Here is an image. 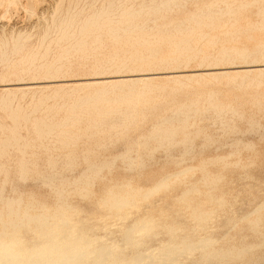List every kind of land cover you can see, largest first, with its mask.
I'll return each mask as SVG.
<instances>
[{"label": "bare ground", "instance_id": "6f19581e", "mask_svg": "<svg viewBox=\"0 0 264 264\" xmlns=\"http://www.w3.org/2000/svg\"><path fill=\"white\" fill-rule=\"evenodd\" d=\"M42 1L44 2V0ZM54 2L52 19L42 33L38 49L27 48L30 35L26 33H19L17 36L12 35L11 38L3 34L4 36L0 38V65L8 64L7 66L10 67V72L6 74L8 78L10 76L20 78V82L17 81L16 83L9 79L7 81H11L9 84L3 85V88L0 87L2 89L0 108L12 120L11 125L0 122V175L4 174L5 176L2 182L6 184L9 181L10 172L6 159L15 151L21 156L17 171L19 179L27 180L32 173H36L44 181V185L47 184L48 187L53 189L52 195L55 193L56 200L54 199V201L57 202V205L50 206L48 203L43 202L47 198L42 197L44 198L42 201L36 199L38 195L36 198L31 195L32 197L28 199H25V195L18 196L19 194L17 197L15 195L13 198H5L3 196L4 185L1 184L0 264H180L178 259L182 256L185 259L187 254H191L192 258L197 250L207 252L221 239L203 237L195 240V235L202 232L208 226V223L213 221L219 214V211H223L227 200L225 195L215 194L213 189L203 190L206 195L200 200L193 197L194 194H203L202 188L200 189L196 184L184 191L182 190L180 197L176 198V201L181 205L176 209L177 216H171L164 209L150 211L146 214L141 212L143 215L133 218L132 222L125 224L123 228L121 227V239L119 237H117L119 239L108 238L103 231L114 225H121L143 199L148 200L151 196H155V193L159 194L158 192L170 188L172 184L185 182L189 176H194L198 169L202 171L199 179L201 184L208 187L217 186L228 171L221 176L214 171V173H211L207 169V165L210 162L223 163V167L224 165L225 167L232 165L227 161L226 156L231 155L229 157H232L234 151L229 155H224V157L213 155V157H210L213 159L209 158L210 160H203L204 157L203 159L200 157V160H202L198 164L188 165L187 163L188 166L186 167L175 168V172H165L166 174L160 177L157 182L155 181V184L153 182L152 187L147 189L142 188V184L139 187H134L130 181L132 175L129 181L115 183L114 185L112 183L110 187L105 185L108 181L104 182L108 190L105 188L106 191H102V193L105 192L102 198L100 196L97 201L95 198L90 197L95 190L91 187H93V184L96 186L97 182L95 180L98 181V178L103 177L102 173L106 172V168L110 171L118 158L126 161L128 170L129 168L133 170L132 168L141 169L144 167L145 157L155 155V151L161 147L169 151L173 146L183 145L185 154H188L192 149L194 136L197 138V135L202 133V130H190L189 118L191 115L201 114L206 109H212L216 112L233 111L235 114H239V109L233 106L224 109L219 100L220 98H217V92L209 93L207 103L203 106L198 98L177 102L174 97L175 91L188 86L190 88L193 81L195 86L197 83L202 84V81L206 78L219 81V79L226 77L230 83L243 87L252 73L258 75L257 78L252 80V83L255 81L258 84L262 83L261 77L264 76V64L200 68L196 70H185L183 68L188 67L190 62L194 60L202 65L210 59L218 65L221 62H230L235 57L247 59L251 55L252 51L246 47L228 44H222L216 55L209 54L208 50L219 44L221 33L240 38L242 32H247V37L254 40V46L264 49V0H54ZM39 3L40 0H0V10L2 9L5 12L23 4L36 13V10L39 11L40 9ZM191 4L194 5V8L188 9L187 6ZM16 8L18 9V7ZM254 8L258 18L256 21L251 20V16L248 17L247 14ZM174 12H178L179 15L172 17ZM5 13L7 14L8 11ZM204 27L208 29L204 30ZM150 29H156V31L150 32ZM10 45H12V48H9ZM204 45L210 48H205ZM53 47H56V50L54 56L50 58ZM42 48H44V51L41 50ZM14 56L19 57L15 58ZM74 56L80 60L79 63L76 64L71 61ZM158 67H165L170 71L167 73H165L166 71L162 73L151 72L154 68L158 69ZM74 70H86L92 75L87 78H74L76 80L71 78L72 81L70 79H54L65 74L69 75ZM123 71L139 73L131 74L133 78L130 75V77L127 76V74L117 75V73ZM108 73L116 75H104ZM162 75L166 77L164 78ZM24 76H37L39 79L42 77L46 78L47 81H43V79L42 81L25 82V79L23 80ZM161 78L167 79L168 82L175 85L169 95H156L162 89V86L157 84V81ZM195 80L197 81L196 84ZM67 86L71 87V89L69 87L70 92L62 94V90ZM41 87L53 88L52 94L41 93L42 95L37 97L34 104L29 108L21 107L22 105L19 106V104H17V108L13 106L14 100L20 92L25 95L29 91L33 92L32 90ZM59 96H62V98L67 96V99L60 104L57 103L51 106L48 104L45 107L48 99ZM169 97L174 98L172 99L174 101L173 105L170 103L172 101H165ZM254 101L260 102L256 98ZM168 104L172 105L169 108L171 114H168V107H164ZM41 110H44V115L37 114ZM158 110H161V112L157 115ZM151 117H155L156 122L150 132L144 134L140 141L134 143L128 141L126 151L117 156L115 155L116 157L113 159L97 160V162L89 154L93 151V147H89L83 157L88 166L80 176L69 179L63 175L62 171H58L60 163L63 164L65 169L70 170L74 167L78 157L75 154L76 151L70 148L75 147L84 135L98 136L99 147H104L107 145L106 135H109L108 140L110 141L119 139L126 136L129 130L139 128L142 123L147 122ZM174 121H177V124H174ZM221 124L231 131L237 128L236 125L223 119ZM254 126L252 124L253 128ZM26 128L36 133L34 141L23 135L22 130ZM210 140L212 139L210 138ZM236 143L238 142L236 141ZM246 144L250 148L251 144L250 146H248V143ZM244 145L241 146L246 147ZM38 146H42L50 152L48 164L51 171L49 172H42L29 166L34 156V152L30 153V149ZM256 147H254L255 152ZM234 148L233 150H235ZM56 149L67 151L63 161L54 156L53 151ZM132 152H135L136 155L133 156ZM243 152L242 150L241 154ZM234 154L236 153L234 152ZM255 155L257 156L256 153ZM181 156H184V154ZM247 159L249 160V158ZM230 160L233 159L230 158ZM255 160L254 162H256ZM258 161L264 162L261 159ZM187 162L191 163L192 161ZM254 162L252 165H254ZM238 163L235 162V164ZM174 165L173 167H175ZM235 170L237 171V169ZM162 172L160 169V173ZM231 172L234 171L231 170ZM147 173L144 175L147 176ZM151 173L154 174L153 170ZM151 173L149 176L152 175ZM238 173L240 175V172ZM155 174H157V171ZM139 175L141 177V174ZM114 178H111V180L114 181ZM103 186L102 189L105 187ZM18 192L20 193V190ZM73 192H78L81 195L77 196H81V198L84 196L86 200H88L87 197L96 200L99 209L105 210V213L91 218L90 216L87 217L89 212L87 211L84 212L86 218L84 216L80 218L79 212L81 211L78 207H75L77 205L75 204L76 201L75 206L69 202L71 201L69 200L70 193ZM93 194H95V191ZM28 195L30 196V194ZM71 196L73 195L71 194ZM95 197L98 196L95 195ZM162 201L160 204L163 203ZM96 202L94 203L96 204ZM172 203L175 204L173 200ZM261 203L259 206L257 203L258 207H255L253 211L249 210L250 213H246L242 217V220L248 221L251 228H253V232L261 231L263 219L261 213L264 211V203ZM95 204L93 207L94 210H97ZM153 207L152 209H154ZM150 208L148 207V209ZM226 212L223 214L225 215ZM95 214L94 212V216ZM254 214H257V216L253 217ZM183 215H186L188 223L186 220H180L176 224L170 220L184 218ZM234 226L228 228L232 229ZM160 232H166L169 238L161 242L162 238L158 236L161 238L159 241L161 243L158 242L159 245L155 244L154 247L150 245V248H154V250H150L151 252L146 251L149 248L147 247L148 242H150L148 240ZM183 232L189 233L181 235ZM226 232L228 233L227 230ZM259 236L263 235L260 234ZM158 237L157 239H159ZM259 239L262 242L259 241L257 245L260 246L261 243L262 246L264 239ZM249 245L239 247L236 253L234 252L236 249L221 252L220 250L223 251L222 247L220 250L212 248L207 254L204 252L202 254L199 252V254L202 256L205 254L204 260L208 264H213L215 261L226 260L231 257H237L238 259V257L251 251L253 246Z\"/></svg>", "mask_w": 264, "mask_h": 264}, {"label": "rangeland", "instance_id": "374dc122", "mask_svg": "<svg viewBox=\"0 0 264 264\" xmlns=\"http://www.w3.org/2000/svg\"><path fill=\"white\" fill-rule=\"evenodd\" d=\"M42 2L40 0V3H39L40 9H39V11L36 10V13H34L35 11L32 12V10H30L28 6H25L23 4H20V7L16 6V7H18V9L15 7V8H11V10L10 9L6 10V11H8L7 14L5 13L6 11L4 12L1 9L0 10L1 11L0 12V38L4 36L3 34H5L6 37L11 38L12 35L17 36L19 33H26V34L30 35V39L28 41L27 48L28 49H38L40 47V39H41L42 33L44 32V29L47 26V24L52 19L51 15L54 11V5H55L54 0H44V2L43 3ZM25 7H28V8H25ZM187 7H188V9H190V8L193 9L194 5L191 4ZM255 11H256V9L254 8V9H251L247 13L248 17L251 16L250 18H251V20L253 19V21L254 20L256 21L258 19L256 14H255ZM2 12H4L5 14ZM178 15H179L178 12H174V14H172V17H176ZM207 29H208L207 27H204V30H207ZM149 31L155 32L156 29H150ZM240 36H241L240 38H236V37H234V35H226L224 33H221L220 34L221 38L219 40V44L216 47L210 48L207 45H204V47L210 48L211 50L209 49L208 52H210L209 54H213V55H216L219 47L222 44L236 45L239 47H246L250 51H252L251 55H249V57L247 59L235 57L230 62H221L218 65H216L215 61H212L210 59L207 60L202 65L197 60H194V61L190 62L188 67L183 68V69H185V70H196V69H200V68H217V67L219 68V67H229V66L241 67V66H246V65H262V64H264V49L261 47H259V48L255 47L254 46V40L249 39L247 37V32H242ZM9 48H12V45H10ZM41 50L44 51V48H42ZM55 50H56V47H53V51L51 52L50 58L54 56ZM14 57L18 58L19 56H14ZM71 61L76 63V64L80 62V60L76 56H74V58L72 57ZM7 65L8 64H1L0 65V84H1L0 87L1 88H3L2 87L3 85L9 84L11 81H14L16 83H17V81L20 82V80H19L20 78L17 76H10L9 78H8V76H6V74L9 73L11 70L10 67ZM7 68H9V69H7ZM168 71H170V70L166 69L165 67H163V68L158 67V69L154 68L151 72H158V73L165 72V73H167ZM73 72L69 73V75L65 74V75H62V76L54 78V79L55 80H57V79L58 80L59 79L69 80L70 79V81H72L71 78L72 79L77 78V77L87 78L90 75V72H88L86 70H74ZM135 73H139V72L133 73L132 71H123L121 73H117V75H119V74L120 75H126L127 74V76H129V75L131 76V74L133 75ZM104 75L114 76L116 74L108 73V74H104ZM63 76H65V77H63ZM162 76H164V78L166 77L165 75H162ZM35 77H37V76H35ZM35 77L34 76H26L25 77L24 76L23 80L25 79V82H29V81L36 82V81H42L44 79L42 77L40 79H39V77H37L38 79ZM257 77H258V75L256 73H252L248 77V79L246 80V85L243 87H238L236 84L230 83V81L226 77L224 79L222 78L221 80L219 79V81L212 79V78L211 79L206 78L205 80L202 81L203 82L202 84L197 83V85L195 86L193 84L194 83V81H193L192 86H190V88L188 86V87H184L183 89H179V90L175 91L174 97H175L177 102H184V101H189L192 98H194V99L198 98L200 101V104H202L203 106L207 103L208 94L211 92H217V98L218 99L220 98L219 100L222 103V107L224 109L228 108L229 106H233L235 108H238L239 114H235L233 111H227V112H225V111L219 112L218 111V112H216L212 109H206L201 114L191 115V117L189 118V121L191 124L190 130L191 131L202 130V133L200 135H197V138H196V136H194L193 143H192L193 144L192 149L190 150V152L188 154H185V151H184L185 149L183 150L184 147H182L183 145H180V146L176 145L177 147L173 146L174 148L171 147L172 149L170 148L169 151H166V148L161 147L155 151V153H154L155 155L145 157V166L144 167H142L141 169L132 168L133 170H131V168H129V170H128V164L126 163V161H123L122 158H118L116 160L115 165L112 167L114 170L111 168L110 171H108L109 169L106 168L105 169L106 172H104L105 170L103 171L105 174L102 173V175H103V177L105 175V177L104 178L100 177V179H102L103 182H101L102 180L100 181L99 178H98V181L95 180L97 182V183L95 182L96 186H94L95 184H93L94 188L91 187V189H93V190L95 189L94 190L95 194H93L94 191L92 190L93 193H92V195H90V197L95 198L98 201V198L100 196L102 198L103 193H105V192L102 193V191H104V190L106 191V189L108 190V187H110L112 185V183L114 185L115 183L127 182L132 177V175H133V177L131 178L132 180L130 179V181L132 182L134 187H139L142 184L141 187L147 189V188L152 187L151 184L153 182H154L153 184H155L160 179V177H162L167 172H175V170L178 168L181 169V168L186 167L190 164H192V165L198 164L199 161H201L203 159V157H204L203 160H205V159L210 160V159H213V158H210V157H213V155H215V156L218 155V157L219 156L224 157V155L225 156L229 155V153H232L234 151L236 154H234V152H233L232 157H229L231 155L226 156L228 159L227 161L232 163V165H229L227 167H225V165H224V167H223V163H211V162L208 163V165H207V169L211 173L215 172V173H217V174L219 173L221 176H223V175H225L226 171H228L227 172L228 174L226 173L227 176L225 175L222 177V180L218 182L217 186L208 187V186L201 184V182H199V179L201 178L200 176H201L202 171L198 169L194 176H189L186 179L187 182L185 181V182H181V183L172 184L170 188L158 192L159 194L155 193V196L150 197L151 199L150 198H148V200L143 199L140 202V204H138V207H136L132 210V213L128 216V218L121 225H118V226L114 225V226H112L113 228L110 227L108 230L103 231L104 234H106L108 238L119 237L121 239V236H122L121 235L122 234L121 233V230H122L121 227L123 228L125 224L132 222L138 216L149 213L150 211H157L160 209L161 210L164 209L165 211H168L166 213H169L171 216H177L178 213H177L176 209L181 207V205H179V202L176 201V198L180 197V194H182V192L186 188L196 184L200 189L202 188L201 191L203 194H201V195L194 194L193 197H197V199L200 200L201 198L204 197V195H206L205 191H207L209 189H213L214 190L213 192H215V194L225 195V198L227 200V204H226V206H224L225 208L223 209V211L224 212L228 211V212H226L227 214L225 213V215H226L225 216L223 214L224 213L223 211L222 212L219 211V214L217 215L218 217L216 216L213 219V221H210L208 223V226L202 232H198V234L195 235V240H198V239L203 238V237H213V238L216 237L217 239L219 238L221 240L219 242H217L209 250H212V248L220 250V248L223 247L222 248L223 251L220 250L221 252H224V251L230 250V249H233V250L236 249L234 251L236 253L237 250L239 249V247H241V248L247 247V245H249V244H250L249 246H253V248H255V249L252 248L251 251H249L250 253L247 252V254H245L241 257H238V259H237V257H231V258H227L226 259L227 261L225 259L218 260V261H215L213 264H264V246H263L264 240H263V244H262L263 247L261 246V243L259 244L260 246L257 245L259 243V241L262 242V240H260L259 238L264 239V237H263L264 236V234H263L264 233V224H263L264 211L261 213V215H263V219H262V223H261V231L260 232H253V228H251L248 221L242 220V217L244 215H246V213L247 214L250 213L249 210L253 211L254 208L258 207L261 202L264 203V164H263L264 162L261 161L262 162V164H261V162L258 161L260 159L264 160V76L261 77V80H262L261 84H258L257 81L252 83V80L254 78H257ZM32 78H34V79H32ZM131 78H133V76H131ZM134 78H136V77L134 76ZM164 78H161V80L157 81V84L162 86V89H160L158 91V93H156V95L157 94H159L161 96L169 95L170 92L172 91V87L175 86L172 82H168L167 79H164ZM9 79L10 80L12 79V80L10 82H7ZM49 79L51 80V78H49ZM74 80H76V79H74ZM43 81H47L46 78ZM14 82H12V83H14ZM196 82L197 81L195 80V84H196ZM73 83H72V85H73ZM250 83H252V84L249 85ZM203 85H205V86H203ZM69 87L70 86L65 87L62 90V94H66L67 92H70L71 87H70V89H69ZM49 88L41 87V88L32 90L33 92H31V91H29L28 93L26 92L27 94H25V95H24V93L20 92L17 95V98L14 100L13 106L17 108V104H19V106L22 105L21 107L29 108L30 106H32L34 104L36 98L39 97L40 95L52 94L53 88H51V87H49ZM1 90L2 89H0V97L2 96ZM33 97H34V99H33ZM66 97L67 96H65L63 98H62V96H59L57 98L51 97L50 98L51 100L48 99L47 103L45 104V107L48 104H49V106L57 104V103L60 104L67 99ZM255 98L257 100H259L260 102L258 103L256 101H254ZM172 99H174V98L169 97L168 100L166 99L165 101H172ZM170 103L173 105L174 101H172ZM170 105L168 104L167 106L166 105L164 106V107H168V114H171V110L169 108L172 105L171 106ZM160 112H161V110H158L156 114L158 115ZM37 114L38 115H44V110H41ZM60 116H62V115H60ZM222 119L226 120V122H228V123L236 125V127H237L236 130L231 131L229 129L224 128V125L221 124ZM214 120H215V122H214ZM0 122L6 123L8 125L12 124L11 118L2 110V108H0ZM155 122H156L155 117H151L147 120V122L142 123L139 128L131 129V130H129L128 134H126V136H123L119 139H112L113 141L108 140L109 135H106L105 140H106L107 145L104 147H102V146L99 147V145H98L99 144L98 143L99 137L98 136H92L90 134L84 135L83 139L75 147L70 148V149L76 151L75 154L78 157L76 162H75L74 167L70 170L65 169L63 164L61 165V163H60L58 165V169H59L58 171H62L63 175L69 179H73L72 177L75 178L76 176L77 177L80 176L85 171V169L87 168L86 166H88L87 162L83 159V157H84V155H85V153L89 147L90 148L93 147L92 148L93 151H91L89 154L91 155V157L94 160H96V161L97 160L98 161L111 160L114 157H116L117 155L126 151L128 141L131 143H134L136 141H140L144 134H148L150 132V130L152 129L153 124ZM257 123H260V124H257ZM174 124H177V121H174ZM252 124L255 125L254 128L252 127ZM22 133L24 136H26L31 141H34L36 138V133L30 129H28V130H27V128L23 129ZM207 135L211 136L210 138L212 140H210V138H208L209 136H207ZM206 136H207V138H206ZM207 140H208V142H207ZM236 141L238 143H236ZM240 141H241V143H240ZM246 143H248V146H250V144H251L250 148L247 147ZM243 144H245L244 146H246L247 149H246V147L241 146ZM253 144L254 145L256 144V145L254 146ZM234 145H236V146H234ZM238 146H240V147L238 148ZM254 147H256V149H257L256 152L254 150L255 149ZM233 148L235 150L238 148V150H236L237 152L235 150H233ZM239 149L241 150V152ZM258 149H259V151H258ZM242 150L244 151L243 154H241ZM33 152H34L33 160H31V164L29 166L33 169L37 168L42 172L51 171L49 164H48V157L50 155V152H48L42 146L31 148L30 153H33ZM66 152L67 151L64 149H56L53 151V154L57 159H59L60 161H63V158H64ZM132 153H133V156L136 155L135 152H132ZM255 153L257 154V156L255 155ZM183 154L185 157L181 156ZM238 154H240V155H238ZM259 154H260V156L261 155L262 156L260 157ZM250 155H251V158H250ZM191 156L194 158H192ZM195 156L197 157V159ZM215 156H214V158H215ZM245 156H246V158H245ZM20 157L21 156L17 152L13 151L11 156L8 159H6L7 160L6 161L7 166H8L10 173H9V181L6 184H3V182H2L5 178L4 174L0 175V177H1L0 178V187L2 185H4L3 196L5 198H7V197L13 198L15 195L17 197V195L19 194L18 196L25 195V199H28V198L32 197L31 195L35 196V198L38 195L36 199H39L42 201V199L47 198V200H45V201L43 200V202L48 203L50 206L57 205L56 204L57 202L54 201V199L56 200V197L54 196L55 193L52 195V192H54L53 189L51 187H48L47 184L44 185L45 184V183L43 184L44 181L42 179H40L36 173H32L31 177L27 180L19 179L17 171H18V162H19ZM149 157H151V158H149ZM200 157L202 158L201 160H200ZM262 157H263V159H262ZM230 158H232L234 160V164H233V160L231 161ZM235 158H236V160H235ZM247 158H249V160L253 161V162H254V159H256L255 160L256 162H254V165H252L253 162L250 163V161ZM252 158H254V159H252ZM239 159H241V160L239 161ZM184 160H186L185 161L186 163L183 162ZM117 161L121 162V163L118 164ZM187 161H192V162L190 163ZM235 162H239V163L235 164ZM147 163H149V164H147ZM172 163L179 165V166L176 167V165L173 164L175 166V167H173ZM187 163H188V165H187ZM151 164H153V165H151ZM214 164H216V165H214ZM117 165H118V167L116 168ZM242 165H243V167H242ZM146 166L147 167L149 166L148 170H147ZM256 167H258L257 168L258 170L256 169ZM234 168L237 169V171ZM249 168H250V170L248 171ZM144 169H145V171H144ZM160 169H161V172L163 170L162 173H160ZM218 169H220V170L222 169V170L220 171ZM230 169L234 172H231ZM146 170L148 171V173ZM152 170H153L154 174L151 173ZM156 171H157V174H155ZM111 172H112V174H111ZM138 172H140V173H138ZM238 172H240V175ZM244 172H247V173H244ZM145 173H147V176L144 175ZM150 173L152 175L149 176ZM135 174H136V176H135ZM139 174H141V177ZM245 174L246 175L248 174L247 177ZM2 176H4V177H2ZM119 176H121V177H119ZM113 177H115L116 179L119 177L120 179L118 178L116 180L114 178V181H112L113 179L111 180V178H113ZM122 177H125L126 179L125 178L122 179ZM127 177H129V178H127ZM146 177H148V178L146 179ZM154 177L156 178V180ZM104 182L105 183L107 182V184H105ZM100 183H102V184H100ZM134 183H136V184L134 185ZM148 183H150V184H148ZM104 184L107 185L108 187L105 186ZM102 186L104 187L103 189H102ZM18 190H20V193L18 192ZM203 190H205V191H203ZM26 191H27V193H25ZM21 192L24 194H22ZM96 192H98V193H96ZM161 192H162V195H161ZM170 192H172V193H170ZM46 193L48 194V197H50V198L47 197ZM75 193L76 192L70 193L69 200H71V201H69V202L71 204L73 203L72 204L73 206H75V204H77L75 207H78V209H80V211H81V212H79L80 218H82L81 216H84L86 218L85 213L87 211L90 212V215H89V212L87 213V215H88L87 217L90 216L91 218L98 217L99 215L105 213V210L99 209V206L97 204L98 202H96V200L94 201V199H89L90 197H87L88 200H86V197L83 196L84 197V199H83V197L81 198V196L80 197L77 196V195H81V194H78V192L76 194ZM28 194H30V196ZM71 194L73 196H71ZM10 195H12V196H10ZM95 195H97L98 197L96 198ZM175 196H177V197H175ZM42 197H44V198H42ZM51 197H54V198H51ZM165 198H166V200H165ZM48 199H53V200H48ZM170 199H172L175 202V204L172 203V200H170ZM90 200H92V201H90ZM75 201H76V203H75ZM161 201L163 203L160 204ZM164 201H165V203H164ZM49 202H53V203H49ZM88 202L91 205H89ZM94 202H96V204ZM168 202H170V203H168ZM257 203H258V206H257ZM94 204L96 207L95 209H97L99 212L97 210H94V207H93ZM87 205H89V206L87 207ZM162 205H163V207H162ZM82 206L85 207L84 208L85 210L83 209ZM90 206H91V209H90ZM153 206H156V207H153ZM173 206H175L176 208H174ZM207 206H208V204H207ZM148 207L149 208L151 207V208L148 209ZM152 207L154 209H152ZM229 208H230V210H229ZM144 210H146V211H144ZM96 211L100 214H98ZM94 212L96 213L95 216H94ZM183 216L185 219L182 217L180 219L176 218L175 219L176 221L172 220V219H170V220L174 221V223H176V224L179 223L180 220H182V221L186 220V222H187L188 219H186V215H183ZM256 216H257V214H254L253 217H256ZM236 222H238V223H236ZM212 223H214V224H212ZM235 223L238 224L239 226L238 225L234 226V225H236ZM218 224H220V225H218ZM223 224H224L225 228H224ZM232 226H234L232 229L228 228V227H232ZM212 228H213V230H212ZM226 230L228 231V233L227 232L225 233ZM112 232H113V234H112ZM186 233H189V232H183L181 235H184ZM259 233L262 234L263 236H259L260 235ZM158 234L153 236L152 239L148 240V241H150V242H148V245H147V247H149V248H147L146 251L149 252L152 249L154 250V248L151 249L150 247L151 246L154 247L155 244H158V242L161 240V238H162L161 242L164 240H167L169 238V235H167L166 232H163V233L160 232ZM198 235L199 236L201 235V237H199ZM255 235L256 236L258 235V236L256 237ZM156 236L157 237L161 236V238L158 237L159 239H157ZM245 236H247V237H245ZM119 238H117V239H119ZM256 238H258V239H256ZM161 242H159V243H161ZM251 243H253V244H251ZM254 243H256V244H254ZM158 245H156V246H158ZM233 245L235 247H232ZM255 246H258V247H255ZM257 248H259V249H257ZM209 250L207 252L197 250L194 252V255L192 254L193 255L192 258H191V254H189V255L187 254L188 258L190 257L189 259L187 258V256L185 257V259H184V256H182V258L180 257L178 260H179L180 264H208V262L204 260V255L209 253ZM199 252L201 254L204 252L205 254L202 256L201 254H199Z\"/></svg>", "mask_w": 264, "mask_h": 264}]
</instances>
